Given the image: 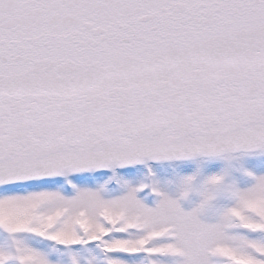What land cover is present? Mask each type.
<instances>
[{
	"label": "snow or ice",
	"instance_id": "obj_1",
	"mask_svg": "<svg viewBox=\"0 0 264 264\" xmlns=\"http://www.w3.org/2000/svg\"><path fill=\"white\" fill-rule=\"evenodd\" d=\"M255 150L264 0H0V264H264Z\"/></svg>",
	"mask_w": 264,
	"mask_h": 264
},
{
	"label": "rangeland",
	"instance_id": "obj_2",
	"mask_svg": "<svg viewBox=\"0 0 264 264\" xmlns=\"http://www.w3.org/2000/svg\"><path fill=\"white\" fill-rule=\"evenodd\" d=\"M238 158L231 161V165L233 168L232 178L236 179L240 182L241 186H246L251 183L250 178L246 177L241 171V167L246 168L252 172H254L256 175H264V150H256L248 154H235ZM228 166L227 161L223 160H217L213 162L210 165H207V170L211 172H218L221 169ZM196 165L194 163H188V164H181L177 167V172L182 174L190 173L194 170ZM163 175H166L167 178L171 181H173L172 187L175 188V182L178 179V177L173 174L171 169H169L167 172L162 173ZM192 204H186V208H191L194 206L195 203H198L199 197L193 196L192 197ZM54 260L58 257L53 256Z\"/></svg>",
	"mask_w": 264,
	"mask_h": 264
}]
</instances>
